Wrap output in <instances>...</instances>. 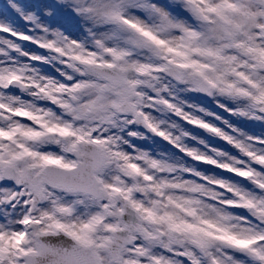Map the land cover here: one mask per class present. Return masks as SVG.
I'll use <instances>...</instances> for the list:
<instances>
[{
	"label": "snow or ice",
	"instance_id": "1",
	"mask_svg": "<svg viewBox=\"0 0 264 264\" xmlns=\"http://www.w3.org/2000/svg\"><path fill=\"white\" fill-rule=\"evenodd\" d=\"M250 125L264 0H8L0 264H264Z\"/></svg>",
	"mask_w": 264,
	"mask_h": 264
},
{
	"label": "rangeland",
	"instance_id": "2",
	"mask_svg": "<svg viewBox=\"0 0 264 264\" xmlns=\"http://www.w3.org/2000/svg\"><path fill=\"white\" fill-rule=\"evenodd\" d=\"M29 2L32 3H42V2H46V0H29ZM8 3V0H0V10H2ZM191 127V126H189ZM246 131H248L250 134L254 133L256 135L261 134L262 131H264V129H262L260 126L256 125V126H248L247 128H245Z\"/></svg>",
	"mask_w": 264,
	"mask_h": 264
}]
</instances>
